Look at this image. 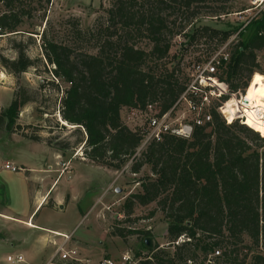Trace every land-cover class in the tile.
Instances as JSON below:
<instances>
[{"label":"trees","instance_id":"1","mask_svg":"<svg viewBox=\"0 0 264 264\" xmlns=\"http://www.w3.org/2000/svg\"><path fill=\"white\" fill-rule=\"evenodd\" d=\"M49 1L0 0V38L22 31L35 11L33 3ZM110 2L106 17L97 19L90 29L76 27L73 32L75 42L85 41L91 53L74 54L73 46L41 35L42 56L53 67L52 76L66 85L59 115L66 125L83 130L87 160L115 172L125 168L133 175L149 168L151 178L140 181V192L125 201V217L136 205L155 204L166 223L167 242L189 239L175 247L173 255L155 245L142 264H175L195 258V251L206 254L213 249H224L225 264H245L248 254L242 255L240 247L244 238L250 245L244 249L253 252L248 264H264V137L232 120V100L220 96L216 101L224 104L223 116L210 108V121L202 126L191 122L188 138L167 132L148 140L142 149L146 133L130 130L120 117L123 108L152 111L155 118L175 110L189 80L181 70L183 58L170 56L173 39L182 33L190 42L201 36L219 39V46L226 44L236 31L205 26L189 34L184 30L199 16L230 14L233 0ZM138 38L145 39V47L135 44ZM14 47H18L17 58L0 56V64L15 76L35 62ZM263 48L264 12H260L229 43L227 60L219 57L213 76L216 85H224L229 94L243 95L252 75L264 74L256 60ZM24 91L13 94L7 110L11 116L29 101ZM131 234L110 229V236L123 240ZM139 234L144 246V238L151 234Z\"/></svg>","mask_w":264,"mask_h":264},{"label":"rangeland","instance_id":"2","mask_svg":"<svg viewBox=\"0 0 264 264\" xmlns=\"http://www.w3.org/2000/svg\"><path fill=\"white\" fill-rule=\"evenodd\" d=\"M110 6V0H50L47 5L45 2H39L37 5L33 3L35 11L32 17L25 21L22 31L0 38V56L15 60L18 47L14 46H19L24 54L35 62L34 67L15 76L9 74L0 64V214L11 217L19 215L22 219L23 215L32 210L29 197L35 187L37 172L29 169H38L54 159L57 165L53 168L56 173L52 175V179L61 181L58 185L55 183L54 187H57L55 190L53 187L49 194L52 192L53 199L62 196V205H65V208H45L35 217L36 212L32 216L33 224L46 226L70 236L72 239L67 248H75L71 245L73 241L85 244L92 256L84 258L93 263L101 258L118 262L120 256L126 252L147 256L148 249L151 251L155 245L169 255L176 251V248L167 242L166 223L155 204L146 207L136 205L129 217L124 215L125 201L130 195L140 192V181L151 178L149 168L145 166L139 174L133 175L125 168L115 172L94 166L87 160L83 153L84 144L81 142L85 139L83 130L66 125L59 115L66 85L52 76L50 71L53 67L43 60L41 35L47 41L73 46L74 54L90 52L85 41L75 42L73 32L76 27L81 31L90 29L97 19L106 17ZM41 7L44 8L41 10ZM230 10V14L219 18L199 16L184 30L189 34L196 28L205 26L222 31H236L226 44L219 46V39L209 40L201 36L190 42L182 33L173 39L170 56L183 58L181 70L189 81L193 82L195 79L194 66L204 65L205 60L213 56L219 58L228 53L229 43L255 16L264 12V3H261V0H233ZM135 44L145 47L146 41L138 38ZM256 57L260 71L264 73V48L256 53ZM204 89L207 93L214 92L215 95H208V104L219 112L223 103L219 106L216 101L218 91L209 86ZM22 90H25L23 97L29 101L11 116L7 110L13 100V94ZM235 99L240 100L239 96H235ZM229 100L231 98H228L227 102ZM230 112L235 116L232 120L243 119L239 114L234 115L231 108ZM120 117L122 123L130 130L144 132L146 137L151 133L149 124L154 119L152 111L144 113L123 108ZM192 118L185 104L180 103L170 114L167 125L171 130L186 128ZM33 138H38L39 142L33 141ZM145 140L141 149L146 143ZM42 146L46 149H42ZM60 148L65 149L58 151ZM5 163L13 164L23 171H5ZM62 164L68 167L65 168ZM64 168L65 174L61 177ZM48 204H51V200ZM112 227L130 230L132 234L125 240L112 237ZM146 231L151 234V237L147 238L150 239V248L143 246V238L139 234ZM43 234L41 231L25 227L22 223L0 217V264H9L6 257L18 255L24 258L23 264H45L53 247L41 241L40 236ZM247 246L250 245L244 238L240 247L243 248L242 255L248 254L245 264H248L249 256L253 253L244 249ZM195 255L196 262L201 260L202 254L199 251H195ZM79 256L82 257V254Z\"/></svg>","mask_w":264,"mask_h":264},{"label":"built area","instance_id":"3","mask_svg":"<svg viewBox=\"0 0 264 264\" xmlns=\"http://www.w3.org/2000/svg\"><path fill=\"white\" fill-rule=\"evenodd\" d=\"M261 3H264V0H261ZM222 60H227V54L221 55ZM204 65H196L194 66L193 70L195 72V79L194 81H189L187 85L186 91L181 95L179 98V101L177 102L176 107L180 103H184L187 107V111L192 114L193 118L191 122L196 126H202L203 124L210 121V114H209V102H208V95H215L214 92H208L204 89V87H212L210 84H207L206 81H210L205 76L212 78L211 81L215 82L214 74L216 72V68L220 63V60L218 56H213L206 62H204ZM223 92L220 93L218 90V94L215 96L219 98L221 95L227 96L228 98L235 99L234 94H229L225 88L224 85ZM215 89V88H214ZM216 90V89H215ZM239 98H241L240 95H238ZM237 96V97H238ZM224 105V104H223ZM222 105V106H223ZM220 109V108H219ZM221 114V111H219ZM171 113H167L161 118H155L150 121V127H151V133L147 135L146 141L150 139H159L161 134L171 132L174 133L180 137L188 138L191 133L190 126H187L186 128H177L175 130H171L169 126L167 125V120L169 119ZM222 115V114H221ZM223 116V115H222ZM225 118V117H224ZM226 120V118H225ZM228 123V121L226 120ZM240 122L243 124V119H240ZM63 167L67 168V165H63ZM65 168L61 171V175L65 173ZM3 170L9 171L11 173H16L23 171L22 169L16 168L13 164L5 163L3 165ZM68 173V172H67ZM58 238L61 239V242L59 244L52 243V246L54 248L53 255L45 262V264H142L143 262L147 261L149 259V254L147 256L142 255H136L132 254L130 252L123 253L120 256V259L118 262H115L113 260L101 258L97 262L93 263L89 259H82L79 256V253L74 250L67 248V246L70 245L71 237L68 235H58ZM184 242H189V239H186L184 237L178 238L176 241L170 243L171 246L177 247L180 246V244ZM159 247V246H158ZM158 249V248H157ZM224 249H213L212 251L202 254L201 260L196 262L197 256L195 258H186L182 262H176L175 264H225L226 258L223 255ZM6 262L9 264H23L24 259L21 255L10 257L8 256L6 258Z\"/></svg>","mask_w":264,"mask_h":264},{"label":"crops","instance_id":"4","mask_svg":"<svg viewBox=\"0 0 264 264\" xmlns=\"http://www.w3.org/2000/svg\"><path fill=\"white\" fill-rule=\"evenodd\" d=\"M37 146H40V145L37 144ZM42 149L45 150L46 148L43 147ZM47 149H49V148H47ZM55 165H57V161H54V159H53L52 162L46 163L45 165H43L42 167H39L38 169H29L30 171H34V172L36 171L37 173H35V175H36V177H35L36 182H34L35 187H33L34 189L32 188L33 190H32L31 195L29 197V199L31 201L30 204H32L33 208L29 213L22 216L26 219H24V218L20 219L19 215L11 217V216H6V215L0 214V217H2L4 219L11 220L13 222L22 223L25 225V227H27L29 229L38 230V231L43 232L44 234L42 236H40V239L43 243H45L47 246H50L51 248L53 247L52 243L59 244L61 242V239L58 238L57 236L58 235H65V234L61 233L59 231H56V230H52L46 226H42V225H41V227L35 226L33 224L34 219H32V216L37 212V214L35 215V217H36L40 213V211L45 209V208H47L49 210H56V209L63 210L65 208V205H62V203H63V197L62 196L59 197L58 199H53V198H51L52 192L49 194L50 190L54 187L55 183L57 182V181H53V179H52L53 178L52 175L56 173V172H54L55 170H53ZM62 165L65 166L66 164H62ZM63 174H65V173H63ZM63 174L61 177L64 176ZM60 181H61V179H59V181L57 182V185ZM57 185H56V187H57ZM42 186H44V188H42ZM56 187H54V190ZM69 189L72 190V187H70ZM68 195L70 196V194H68ZM49 200H51L50 205L48 204ZM68 202H70V198H69ZM27 224H29V225L31 224L33 228L26 226ZM71 245L73 247H75L74 250H76L79 254H82V257H81L82 259H85L84 257L91 258L92 255L88 251L87 246L85 244L77 243V242L73 241V242H71ZM53 251H54V248L52 250V253L47 258V260H49V258L53 255ZM85 252L87 253V255H85ZM47 260H46V262H47Z\"/></svg>","mask_w":264,"mask_h":264},{"label":"bare ground","instance_id":"5","mask_svg":"<svg viewBox=\"0 0 264 264\" xmlns=\"http://www.w3.org/2000/svg\"><path fill=\"white\" fill-rule=\"evenodd\" d=\"M206 83L212 85L220 93L223 92V88L221 86L217 88L215 82L210 80ZM262 93H264V76L254 73L240 100L231 99L230 108L234 115L239 114L243 118V124L246 127L264 137V94ZM26 226L32 227L31 224Z\"/></svg>","mask_w":264,"mask_h":264},{"label":"water","instance_id":"6","mask_svg":"<svg viewBox=\"0 0 264 264\" xmlns=\"http://www.w3.org/2000/svg\"><path fill=\"white\" fill-rule=\"evenodd\" d=\"M144 243H145L146 247H148V248L151 247L150 239H147V238H146V239L144 240Z\"/></svg>","mask_w":264,"mask_h":264},{"label":"snow or ice","instance_id":"7","mask_svg":"<svg viewBox=\"0 0 264 264\" xmlns=\"http://www.w3.org/2000/svg\"><path fill=\"white\" fill-rule=\"evenodd\" d=\"M262 94H264V93H262Z\"/></svg>","mask_w":264,"mask_h":264}]
</instances>
